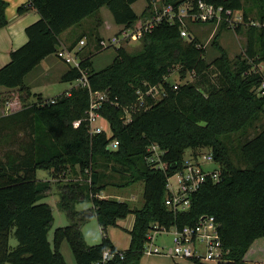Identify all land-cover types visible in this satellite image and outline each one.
<instances>
[{
    "label": "trees",
    "instance_id": "trees-1",
    "mask_svg": "<svg viewBox=\"0 0 264 264\" xmlns=\"http://www.w3.org/2000/svg\"><path fill=\"white\" fill-rule=\"evenodd\" d=\"M138 1L28 0L18 8L19 16L33 10L39 20L25 29L26 44L12 51L9 63L0 68V87L18 89L24 102L30 96L27 75L47 57L57 56L63 34L69 32L64 44L70 51L94 34L99 48L101 9L106 8L122 30H133L154 15L156 0H144L147 6L140 16L132 8ZM185 1L198 0H160V6L177 7ZM203 1L241 13L242 26L236 31H243L245 47L234 61L218 43L226 24L218 27L211 43L218 55L208 61L189 24L163 21L142 34L138 51L118 47L112 62L101 69L94 67V54L79 57V68L68 66L61 76L62 82L73 83L85 72L89 88L73 87L49 103L39 97L0 117V264H66L60 252L64 242L75 264H140L151 228L180 230L197 225L203 216L219 224L223 259L217 264H264V249L253 247L264 239V128L239 147V159L247 168L236 167L222 139L246 130L264 115V73L259 70L264 66V0ZM6 7L0 0V29L8 25ZM89 18L94 21L91 36L72 31ZM182 30L189 40L180 36ZM175 71L181 80L188 75L194 80L184 85L168 82ZM151 90L157 91V98ZM90 92L106 96L97 113L107 122L110 137L106 132L91 133ZM112 141L118 142L116 150L107 149ZM153 146L162 152L159 161H150ZM187 150L193 158L210 150L220 167L219 182L208 179L193 195L189 209L173 213L164 206L166 184L184 169ZM38 170L54 178L67 171L79 174V179L60 187V208L72 224L54 231L52 245V209L41 203L51 183L37 181ZM139 182L141 208L103 196L109 187ZM85 201L91 210L76 212L74 205ZM129 215L134 217L129 247L118 251L106 233ZM91 216L102 239L87 246L81 226ZM12 234L17 246L10 249ZM105 251L111 254L107 261Z\"/></svg>",
    "mask_w": 264,
    "mask_h": 264
},
{
    "label": "rangeland",
    "instance_id": "rangeland-1",
    "mask_svg": "<svg viewBox=\"0 0 264 264\" xmlns=\"http://www.w3.org/2000/svg\"><path fill=\"white\" fill-rule=\"evenodd\" d=\"M248 2L249 0H245ZM155 6L161 7L160 2L156 0ZM147 3L144 0H140L137 3H135L132 8L134 12L140 16L145 10H146ZM100 17L102 19V26L98 29V37L100 40H106V41H111L114 37L120 38L121 33H123L122 28L115 25L113 22V19L111 17V14L106 8H102L100 11ZM146 20V19H145ZM234 20V21H233ZM232 21L233 24L230 26H226V29H223V31L220 32L219 34V39L218 43L224 49L228 55V57L234 61L237 56H240L244 52V47H245V36L243 31L237 32L236 27L242 26V21H240V12H236L232 16ZM144 22V20L140 23V25ZM145 23V22H144ZM94 25L93 19L89 18L84 20L81 23V26L73 28L72 31L76 33H80L82 31H91L92 27ZM139 25V26H140ZM190 25V30L194 34H196L200 42H202L203 46L205 47L207 51V60L212 61L214 57H216L218 54L216 51L211 47L212 40L214 38V35L218 29L217 26L213 24H203V25ZM68 33H65L61 36L62 40V45L66 47L67 45L64 44V41L66 40ZM91 36V34L89 33ZM121 39V38H120ZM119 39V42L116 43L115 45H108L105 48H97L96 44V38L95 34L92 37H89V39H82L84 44L81 45L80 42L75 46L74 51L77 52L82 58H87L91 54H94L95 58V64L94 67L96 69H101L105 67L106 65L110 64L114 58L115 55V49L118 47H123L127 52L134 53L140 49L141 43L139 41H122ZM59 60V59H58ZM61 61V60H60ZM63 63V62H62ZM64 64V63H63ZM65 65V64H64ZM67 66V65H66ZM65 67L61 66L59 68L60 71H64ZM67 70V67H66ZM259 70L264 73V66L260 65ZM34 71V70H33ZM32 71V72H33ZM177 71L173 72L168 78L167 81L176 85H184L192 82L194 79L192 76L188 75L185 79L181 80L179 75L176 73ZM32 82V83H31ZM45 82V81H44ZM48 83L44 84L43 79H39L34 81L29 80L28 75L26 77V85L30 86L31 91L36 94H31L22 102L21 97L17 98L16 105L11 106L14 108H10L11 110L9 111H15L20 108L24 104H33L36 102V100L41 97L42 100L46 101L47 103L51 102L54 100L56 97H59L63 94H66L70 91L71 88L77 85L76 82L73 83H68V82H62L60 79L57 78V76L54 74L52 80L47 81ZM40 84L38 86L33 87L34 85ZM4 88L0 87V90ZM156 93V91H155ZM41 94V95H39ZM204 95L205 92L203 93ZM156 95V94H155ZM158 95H156V98ZM5 98V97H4ZM6 101V100H5ZM130 115H127V118H129ZM102 127L105 129L104 131L106 134H109V126L106 121H103L101 118H98L96 122L92 125V127ZM264 128V115H260L258 120L249 128H247L244 131H241L237 134H232L229 136H226L223 139V142L227 145V147L230 150L231 157L234 160V163L236 167L239 168H247L246 164L244 162H241L239 159V147L243 144H245L249 139L253 138L256 133L260 132ZM206 154V151H201L198 155V159L202 161V157ZM185 159H190L192 158V151L187 150L184 155ZM204 166L208 169H216L217 167L214 164L210 163H205ZM79 174L76 172H65L64 175H59L56 176L57 178H54V176L51 174V172L47 171H42L38 170L36 172V179L39 181H49L51 183V190L47 193V196L43 198L41 203H46L48 204L51 209H52V215H53V222L51 225V228L49 230L48 234V239L49 242L52 245V239H53V233L56 229L58 228H63L70 226L72 223L68 220L66 215L61 211L60 208V187L70 181H75L79 178H77ZM177 175H174L169 179V182L174 184V182L177 180ZM120 180L118 177L115 178V183L120 184ZM103 196H108L111 199H116L117 201L120 202H127L130 206L131 209L134 208H141L143 205V183L139 182L134 185H131L129 187L125 188H118V187H109L106 192L103 193ZM91 203L88 201L78 203L74 205V210L78 213H81L86 210H91ZM133 215H129L126 219L132 220ZM111 229L110 236L113 238L115 243L123 247L126 239L129 238V235L125 232V229L122 228L121 221H119L117 227H111L107 230V232ZM81 231L83 234V239L86 243L87 246H93L101 242L102 239V234L100 231V227L97 224L96 219L94 216H91V218L81 226ZM172 231H169L168 233H164L162 235H159L156 239V246L161 247H167L171 248L173 246L172 243ZM109 235V234H108ZM115 235V237H114ZM17 246V241L12 234L9 239V248L13 249ZM263 248L264 249V239H259L254 243V248ZM166 248V250H167ZM61 255L63 256L65 263L66 264H75L73 255L71 253V250L69 248V245L64 242L61 245L60 248ZM262 252V251H260ZM264 256V253H263ZM262 256V257H263ZM261 257V258H262ZM170 260H166L165 258H161L159 256L153 257V258H146L143 257L140 261V264H179V263H184V264H193L192 262L185 260V259H180V258H174L172 260L171 258H168ZM264 261V258L261 259ZM4 264H10L8 262Z\"/></svg>",
    "mask_w": 264,
    "mask_h": 264
},
{
    "label": "built area",
    "instance_id": "built-area-1",
    "mask_svg": "<svg viewBox=\"0 0 264 264\" xmlns=\"http://www.w3.org/2000/svg\"><path fill=\"white\" fill-rule=\"evenodd\" d=\"M158 2H160V0H158ZM155 4L156 3L153 4L154 15L144 20L145 23L143 22L133 30L122 31L123 33L120 35L121 39L114 37L111 41H101V47L105 48L108 45H115L119 42V39L122 41H139L144 32L152 30L155 25L163 21L172 24L175 20H178L182 24H213L217 27L226 24L231 27L234 21H232V16L236 13L230 10H224L221 6L205 3L203 0H198L196 4L192 1H185L177 7L167 5L157 8ZM240 21H242L241 13ZM180 36L186 40L190 38L186 30H182ZM80 44H84L83 40L80 41ZM76 53L74 49L70 51L62 46L58 48L56 57L69 67L79 68L81 59ZM81 76V79L76 82L77 86L89 88L86 73L81 72ZM151 91H153L156 97L157 91ZM105 99L106 96L104 94L90 92L88 118L92 134L105 132L102 125H100V127H92L98 118L105 121L97 113V110ZM129 118L127 119L129 120ZM108 136L110 137V133ZM117 147L118 142L112 141L107 149L116 150ZM150 151L153 153L150 161H159V156L162 155L159 148L153 146ZM203 151H206V154L202 157V161H200L198 157L186 159L184 169L175 174L178 178L174 184L169 182L170 178L167 180L164 206L173 213L183 212L189 209L193 195L200 190L208 179L212 180L213 183L219 182L220 167L214 162L213 154L210 150ZM205 163L214 164L217 168L208 169L204 166ZM169 231H172L173 246L169 251H162L161 248L155 246V240L159 235L168 233ZM169 231L159 229L155 226L151 228L147 234L148 241L143 251V257L158 256L165 253L173 259H186L193 263L198 262L200 264H217L223 259V247L219 235V224L213 217L203 216L200 217L195 226H186L180 230L173 227ZM110 257L111 254L109 251L103 253V261L109 260ZM120 257L122 258V254H120Z\"/></svg>",
    "mask_w": 264,
    "mask_h": 264
},
{
    "label": "crops",
    "instance_id": "crops-1",
    "mask_svg": "<svg viewBox=\"0 0 264 264\" xmlns=\"http://www.w3.org/2000/svg\"><path fill=\"white\" fill-rule=\"evenodd\" d=\"M4 1L7 3V7L5 10V16H6L8 25L5 28L0 29V68L9 63L10 53L12 51L17 50L20 47H22L24 44H26L27 36L25 34V29L39 20V15L33 10H29L25 14L19 16L18 8L23 5H26L28 0H4ZM61 66L65 67L63 72L59 70ZM66 67L68 66L64 65L62 61L58 60V58L55 57L54 55H51L47 57L46 59H44L41 62V64L33 72L29 73L28 78L29 80L33 79L34 81L43 79V83L46 84L48 83L47 82L48 80L49 81L50 79L52 80L54 74L57 76L58 79H61V76L66 72ZM38 85L40 84L34 85L33 87L38 86ZM28 88L31 94L33 95L36 94L31 91L30 86H28ZM19 97H21V93L18 89L9 90V89L4 88L0 90V117L15 113L21 109L20 108L15 111L7 112V110H11L12 108H14V107L11 108V106L16 105L17 98ZM118 223L119 221L117 222V225ZM133 223H134V217L132 218V220H128V219L121 220L122 228L125 229V232L127 234L129 231H131L133 227ZM110 233H111V229L106 233V235L109 237L112 245L118 251H126L129 247L130 236L128 239L123 241V243H125L124 246L120 247L115 243L113 238L110 236ZM155 246H156V240H155ZM158 248H161L162 251H169L171 249V248H167L164 246H161ZM158 256L161 258H165L166 260H170L168 258H171L172 260H174L172 257L167 256L165 253H163V255H158ZM153 257H156V256H151V257H146V258H153ZM179 264H184V263H179Z\"/></svg>",
    "mask_w": 264,
    "mask_h": 264
}]
</instances>
